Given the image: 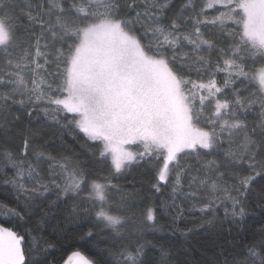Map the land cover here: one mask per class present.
<instances>
[{
    "label": "snow or ice",
    "instance_id": "snow-or-ice-1",
    "mask_svg": "<svg viewBox=\"0 0 264 264\" xmlns=\"http://www.w3.org/2000/svg\"><path fill=\"white\" fill-rule=\"evenodd\" d=\"M146 167L203 264H264V0H0V264H44L62 210L108 241L77 264H183L120 183Z\"/></svg>",
    "mask_w": 264,
    "mask_h": 264
},
{
    "label": "trees",
    "instance_id": "trees-1",
    "mask_svg": "<svg viewBox=\"0 0 264 264\" xmlns=\"http://www.w3.org/2000/svg\"><path fill=\"white\" fill-rule=\"evenodd\" d=\"M35 121H33V124ZM25 127L28 126L27 119H25ZM46 133L45 139L54 140L56 145H60V138L53 137L50 130H43ZM66 142L67 150L71 151L75 149L77 152L80 151V143H74L71 137L64 138ZM19 143V142H17ZM9 175H11V170H7ZM2 177V173H0ZM151 179V172L146 167L144 169L134 170L131 175L126 176V178L121 179L120 183L126 188H131L134 182L135 186L139 189L143 185V191L145 196L138 197L137 203H141L140 210L146 208L153 202H155L158 219L160 220V225L163 226V232L149 233V236H156L161 243L168 245L173 252L178 253L180 260L183 264H203L205 260L209 258L208 252L213 248L216 241V236L213 232L205 231V229H200V235L194 236L191 241H186L185 238L180 234L179 231H170V221L171 216L166 213H162L159 206V200L162 197L159 195H151L149 189V181ZM9 186L3 184L2 179H0V200H7L11 203V198L8 195L7 189ZM167 193H165V196ZM198 213L186 212L185 216L181 218L178 223L180 227H192L198 223ZM250 220L249 223H253ZM86 222L78 221L75 223L67 222L66 210H62L59 213L54 214V218L50 220L49 225L45 226L44 232L46 233V239H54L55 248L49 249L46 253H42L39 257L44 264H64L71 254L76 251L81 252L87 258L91 260H98L99 257L97 253L103 248V246L108 243L103 234L97 229L95 234V240L92 243H85L81 239V236L87 227ZM97 245L100 247L98 248Z\"/></svg>",
    "mask_w": 264,
    "mask_h": 264
},
{
    "label": "rangeland",
    "instance_id": "rangeland-1",
    "mask_svg": "<svg viewBox=\"0 0 264 264\" xmlns=\"http://www.w3.org/2000/svg\"><path fill=\"white\" fill-rule=\"evenodd\" d=\"M85 256V255H84ZM70 257L72 258L71 259V264H77V258L76 257H73L72 256V254L70 255ZM86 257V256H85ZM69 261V258H68V260L66 261V262H68ZM66 262L64 263V264H66Z\"/></svg>",
    "mask_w": 264,
    "mask_h": 264
}]
</instances>
